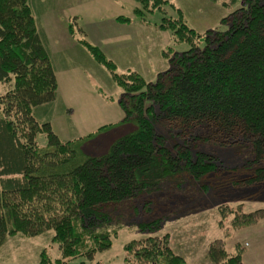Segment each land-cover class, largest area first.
<instances>
[{"label":"trees","instance_id":"trees-1","mask_svg":"<svg viewBox=\"0 0 264 264\" xmlns=\"http://www.w3.org/2000/svg\"><path fill=\"white\" fill-rule=\"evenodd\" d=\"M136 1L150 13L167 2ZM181 17L180 11L176 23L163 16L158 25L188 48L163 52L168 66L155 81L135 71L116 73L103 50L81 41L122 89L124 116L118 124L133 126L105 152L90 155L81 148L85 139L110 125L62 140L41 119L57 89L47 36L36 25L31 0H0V83L9 86L0 93V246L14 233L52 230L61 257L52 261L42 251L40 264L92 260L112 245L107 210L163 180L198 181L212 186L222 201L234 196L264 201V0H241L221 18L225 30L199 34ZM39 133L46 137L45 148L36 142ZM207 143L236 148L251 143L254 158L229 167L199 148ZM174 197L168 194L162 205L175 204ZM251 216L243 213L239 224ZM158 225L155 219L139 223L138 230L152 232ZM167 237L150 233L124 249L136 262L186 264ZM207 257L213 264H245L239 252L230 255L218 240L210 243Z\"/></svg>","mask_w":264,"mask_h":264},{"label":"rangeland","instance_id":"rangeland-1","mask_svg":"<svg viewBox=\"0 0 264 264\" xmlns=\"http://www.w3.org/2000/svg\"><path fill=\"white\" fill-rule=\"evenodd\" d=\"M31 1L36 25L43 28L48 39L57 80L56 98L41 119L49 121L62 140L76 139L110 125L96 132L93 138L85 139L81 148L90 155L105 152L115 138L133 126L118 124L124 116L119 106L122 89L113 82L112 71L98 63L81 41L85 39L103 50L106 58L114 63L116 73L135 71L146 81H155L157 73L168 66L163 52L170 55L188 48L186 43L174 41L171 29L158 28L163 16L178 23L181 11V21L203 34L209 29L225 30L221 18L241 4V0H166L162 10L150 13L136 0ZM135 8H139L140 13L135 14ZM120 16L128 17V22L119 19ZM8 87V83H0V93ZM36 142L40 148H45V135L37 134ZM199 148L217 155L218 160L229 167L249 164L247 162L254 158L251 143H243L238 148L207 143ZM168 194L177 201L173 205H162ZM107 213L111 247L97 252L92 260L69 258L70 264L81 261L86 264H151L136 262L124 249L132 240L150 233L167 235L168 246L181 255L186 264H213L207 251L214 240L222 241L230 255L239 252L245 264H264L263 200L234 196L222 201L212 186L198 181L178 185L163 180L151 191L123 200ZM243 213L252 216L239 224ZM155 219L160 225L152 232L138 230L139 223ZM53 236L52 230L36 236L9 235L0 246V264H40L42 251L52 261L60 258L61 252Z\"/></svg>","mask_w":264,"mask_h":264},{"label":"crops","instance_id":"crops-1","mask_svg":"<svg viewBox=\"0 0 264 264\" xmlns=\"http://www.w3.org/2000/svg\"><path fill=\"white\" fill-rule=\"evenodd\" d=\"M32 10H33V8H32ZM42 30H43V28H41ZM46 34V33H45Z\"/></svg>","mask_w":264,"mask_h":264}]
</instances>
